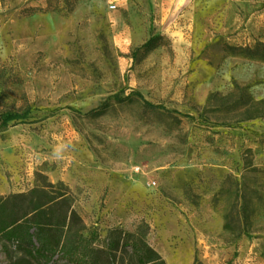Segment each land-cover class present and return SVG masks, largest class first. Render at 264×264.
Segmentation results:
<instances>
[{
	"label": "rangeland",
	"instance_id": "rangeland-1",
	"mask_svg": "<svg viewBox=\"0 0 264 264\" xmlns=\"http://www.w3.org/2000/svg\"><path fill=\"white\" fill-rule=\"evenodd\" d=\"M258 39L264 0H0V195L63 181L100 248L264 264V61L227 49Z\"/></svg>",
	"mask_w": 264,
	"mask_h": 264
},
{
	"label": "trees",
	"instance_id": "trees-1",
	"mask_svg": "<svg viewBox=\"0 0 264 264\" xmlns=\"http://www.w3.org/2000/svg\"><path fill=\"white\" fill-rule=\"evenodd\" d=\"M162 38L153 35L141 49L151 51ZM227 49L231 55L264 61V40L261 39L255 44L228 45ZM238 88L240 97L246 98L248 87L238 85ZM243 105L249 112L247 119L264 118V101L247 98ZM108 106L107 103L92 114L100 116L106 113ZM146 107L154 108L150 104ZM3 125H7L6 120ZM145 226L141 233L114 228L109 232L106 246L100 248L95 245L94 233L83 220L63 181L0 195V243L10 264H55L56 257L71 264H116L115 252L122 247H130L139 264H167L149 243L150 229Z\"/></svg>",
	"mask_w": 264,
	"mask_h": 264
}]
</instances>
